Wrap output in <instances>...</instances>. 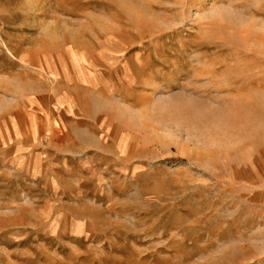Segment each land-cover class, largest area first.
<instances>
[{
  "label": "rangeland",
  "instance_id": "1",
  "mask_svg": "<svg viewBox=\"0 0 264 264\" xmlns=\"http://www.w3.org/2000/svg\"><path fill=\"white\" fill-rule=\"evenodd\" d=\"M0 264H264V0H0Z\"/></svg>",
  "mask_w": 264,
  "mask_h": 264
},
{
  "label": "bare ground",
  "instance_id": "2",
  "mask_svg": "<svg viewBox=\"0 0 264 264\" xmlns=\"http://www.w3.org/2000/svg\"><path fill=\"white\" fill-rule=\"evenodd\" d=\"M141 10V9H140ZM133 14V11L131 10V11H129V13H128V15L130 16V15H132ZM143 15V14H142ZM139 16V15H138ZM141 16V15H140ZM140 18V17H139ZM134 20V19H133ZM139 20V19H138ZM142 21V20H141Z\"/></svg>",
  "mask_w": 264,
  "mask_h": 264
}]
</instances>
